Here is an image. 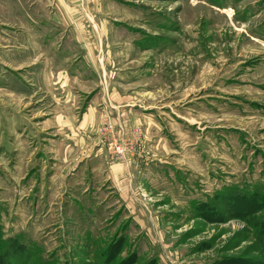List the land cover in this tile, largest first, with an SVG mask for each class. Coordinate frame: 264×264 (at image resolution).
Instances as JSON below:
<instances>
[{"label":"rangeland","instance_id":"obj_1","mask_svg":"<svg viewBox=\"0 0 264 264\" xmlns=\"http://www.w3.org/2000/svg\"><path fill=\"white\" fill-rule=\"evenodd\" d=\"M90 102L95 128L81 120ZM109 104L158 114L167 149L114 156ZM252 106L264 108V0H0V240L25 249L3 262L264 264V208H194L264 188Z\"/></svg>","mask_w":264,"mask_h":264},{"label":"crops","instance_id":"obj_2","mask_svg":"<svg viewBox=\"0 0 264 264\" xmlns=\"http://www.w3.org/2000/svg\"><path fill=\"white\" fill-rule=\"evenodd\" d=\"M12 4H11V8H12ZM3 11H6V12H9V3L6 4V8L5 9H2ZM11 11L13 12V9H11ZM15 14V13H13ZM13 14L12 16H8L7 18H13ZM130 107H133L132 105H127V104H124V105H120V106H114L112 104H109V105H106L104 106L103 110H107L111 117L113 115H116L117 114V117L118 119H114V117H112L115 121H117L118 123V126L120 127V129L122 130V133L124 134L123 137H128L129 133H130V130L132 129L133 126H140L142 128V131H143V144H142V154L141 155H144L147 156V155H150L151 157H159L157 152H159V150H163V149H167L168 147V142L167 140H165L162 136H160L159 132V127H158V122H157V118L159 119V115H154L153 113H150V112H145V110L143 109H139L138 111L134 110V113H136V117L133 118V115H132V108ZM128 109V110H127ZM138 114V115H137ZM101 116H102V113H100L98 110H96V108L94 107V105L90 102L88 103V105L86 106V109H85V112L82 114V117H81V120H86L87 122H89V120L92 122H90V124L95 128V124L96 122L98 121V119L100 120L101 119ZM71 118V122L73 119H75L73 116H70ZM55 120L57 122V124H64L66 123V125H69L67 124V122H69V119H65L64 117L62 116H57L55 118ZM70 122V124H71ZM77 129H78V126H77ZM93 137V142H95V136H92ZM66 138L68 140H70L71 142H73V144H76L74 143V140H78V136H66ZM99 153L102 154L101 150H95L93 151V154H92V157L95 158V162H97V159L100 158L104 160L105 158V155L104 153L102 154V156H99ZM132 155H130V158H131ZM143 157V156H142ZM143 159V158H142ZM141 159V160H142ZM130 160H133L132 158ZM135 160V159H134ZM133 160V161H134ZM136 163H139L140 161H137V159L135 160ZM143 162V161H141ZM93 172V171H92ZM82 174V172H81ZM125 177H124V181H125V184H124V187L126 186L127 184V175L124 173ZM106 181L108 183H111V178L110 177H107L106 178ZM94 182V181H93ZM95 196V195H93ZM23 230L19 231V232H22ZM11 233V231L8 230V234ZM16 233H14V231L12 232V237H14L13 235H15ZM19 238V237H18Z\"/></svg>","mask_w":264,"mask_h":264},{"label":"trees","instance_id":"obj_3","mask_svg":"<svg viewBox=\"0 0 264 264\" xmlns=\"http://www.w3.org/2000/svg\"><path fill=\"white\" fill-rule=\"evenodd\" d=\"M253 108L262 110L264 108L252 106ZM225 200V201H222ZM227 200V201H226ZM226 202L229 203L230 206L236 207L239 203L242 207L246 209H250V213H256L264 208V188L263 187H255L253 190L242 189L237 186L235 187H225L224 189L220 190L219 192L215 193L212 198H210L207 202L203 204H198L194 208L203 210L206 212L211 208L215 207L217 204ZM256 223L255 228L256 231V238L259 243L264 248V222L260 220L254 221ZM13 247H18L17 249H24V246L17 243L16 238H11L8 240H0V264H5L4 258L11 257L9 256L12 253ZM37 250V249H36ZM25 251V249H24ZM106 256V254H105ZM126 264L127 261H122L121 264ZM217 264V263H213ZM219 264V263H218Z\"/></svg>","mask_w":264,"mask_h":264},{"label":"built area","instance_id":"obj_4","mask_svg":"<svg viewBox=\"0 0 264 264\" xmlns=\"http://www.w3.org/2000/svg\"><path fill=\"white\" fill-rule=\"evenodd\" d=\"M100 138L104 141L114 136V128L110 123L109 118L104 119L103 125L100 128ZM110 143V142H109ZM105 144H107L105 142ZM143 144V131L139 126L132 128L128 137H123L121 140H117V144L112 147L113 155L118 158H124L130 155H141ZM112 146V145H111Z\"/></svg>","mask_w":264,"mask_h":264}]
</instances>
